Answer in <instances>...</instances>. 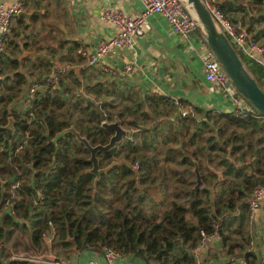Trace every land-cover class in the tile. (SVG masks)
Returning a JSON list of instances; mask_svg holds the SVG:
<instances>
[{
    "label": "trees",
    "instance_id": "obj_1",
    "mask_svg": "<svg viewBox=\"0 0 264 264\" xmlns=\"http://www.w3.org/2000/svg\"><path fill=\"white\" fill-rule=\"evenodd\" d=\"M217 1L230 16L231 2L239 0ZM38 17L33 13L29 22ZM17 19L28 22L25 15ZM29 46L11 35L0 51V264H52L14 258L9 240L14 230L27 231L38 255L47 259L45 239L53 227L68 259L111 247L142 264H195L201 229L212 231L216 222L230 262L264 264V247L255 249L243 230L253 189L264 184V115L241 117L234 110L168 99L167 105H192V111L179 112L177 123L166 129L154 117L158 100L134 86L123 91L114 80L94 82L74 68L47 83L46 75L56 71L53 62L20 58L25 50L41 51ZM239 54L264 87V65ZM34 83L44 88L27 101ZM114 120L132 134L98 151L102 167L116 162L97 179L90 171L91 150L73 132H61L75 126L92 144H106L114 131L103 121Z\"/></svg>",
    "mask_w": 264,
    "mask_h": 264
},
{
    "label": "crops",
    "instance_id": "obj_2",
    "mask_svg": "<svg viewBox=\"0 0 264 264\" xmlns=\"http://www.w3.org/2000/svg\"><path fill=\"white\" fill-rule=\"evenodd\" d=\"M1 1L11 3L14 0ZM227 1L219 0L222 4ZM25 3L24 11L30 12V15H40L41 22L34 27H41L44 33L40 41L44 47L33 40H29V47L34 44L40 47V52L46 54L53 62V69H82L86 79L94 82L111 79L116 81L123 91L129 86H134L143 96L148 95L158 100L157 112L168 123L176 124V115L179 113L177 105L174 104V108L164 105L168 99H183L205 110L233 109L234 103L230 96L206 77L202 55L208 43L202 28L196 29L186 39L172 31L163 14L153 13L149 17L151 30L137 38L132 47L123 48L118 55L102 59L91 66L88 65L87 56L79 53L77 49L83 47L93 53L98 39L109 38L115 34V24L102 17L104 10L114 7L126 12L139 11L143 8L141 0H25ZM231 4L233 6L229 13L234 23L246 29L260 42H264V5L255 4L252 0H239ZM30 15H25L28 21L25 25L32 28ZM260 58V63L264 65V55ZM127 63L133 65L131 72L125 71ZM102 64H107L111 70L104 72L101 69ZM43 76L44 74L40 77ZM189 107L192 110V105ZM165 108L168 112L164 115ZM169 108L172 109L171 113ZM261 213L264 214V209ZM255 237L254 241H257L260 235L256 234ZM101 253L103 252L80 251L72 255L70 263L83 264L91 257L100 258ZM203 254L208 264H236L240 261L237 259L230 262V254L223 248L220 240H214L204 246ZM132 262L138 260L130 256L118 260V264Z\"/></svg>",
    "mask_w": 264,
    "mask_h": 264
},
{
    "label": "built area",
    "instance_id": "obj_3",
    "mask_svg": "<svg viewBox=\"0 0 264 264\" xmlns=\"http://www.w3.org/2000/svg\"><path fill=\"white\" fill-rule=\"evenodd\" d=\"M143 8L135 12H126L124 10L109 7L106 8L102 17L112 21L116 26V32L109 38H100L96 42L93 53L88 52L85 48L79 47L77 51L87 56L88 65H95L102 59L116 56L123 48L132 47L136 39L147 34L152 27L149 17L156 12L163 14L172 29L183 38L188 39L196 29L202 28L204 37L206 36L202 23L194 10L187 3V0H141ZM207 7L210 9L217 28L223 31L237 51L247 59L261 62V55H264V42L255 39L251 33L246 29L239 27L234 23L230 16L220 7L217 0H204ZM26 10V4L23 0H14L11 3L0 0V51L7 45L13 30V21L19 15V12ZM204 67L206 70V77L214 84L221 87L232 99L234 107L232 110L236 115L241 117L252 115L260 118L261 115L249 106L244 97L232 86L231 78L224 70L221 62L218 60L211 47L207 46L202 55ZM101 69L104 72H109L111 68L107 64H102ZM56 71L46 75L47 83H55L58 73H65L68 67H59ZM133 65L131 63L125 64V71L131 72ZM3 77L0 66V78ZM44 85L41 83H34L29 87L26 99L31 101L38 90H43ZM23 106V105H21ZM187 111L184 110L183 114ZM20 148V147H19ZM138 167V163L136 164ZM251 213L256 212L257 209L264 206V184H258L253 189L251 197L248 201ZM222 239L219 223H214L212 231L201 229V236L198 244L193 248L195 256V264H208L206 256L203 254L204 246L208 245L214 240ZM251 243L254 239L251 238ZM100 258H89L83 264H118V260L123 258L119 251L114 248L107 247L102 251ZM19 259H36L29 256H17ZM40 261L50 262L52 264H62L51 259L37 258ZM51 260V261H50ZM126 264H142L139 262H132ZM243 264V263H236ZM246 264V263H245Z\"/></svg>",
    "mask_w": 264,
    "mask_h": 264
},
{
    "label": "water",
    "instance_id": "obj_4",
    "mask_svg": "<svg viewBox=\"0 0 264 264\" xmlns=\"http://www.w3.org/2000/svg\"><path fill=\"white\" fill-rule=\"evenodd\" d=\"M187 3L194 10L200 22L202 23L206 34V41L214 51L218 60L221 62L224 70L231 78L230 84L234 86L235 89L244 97V99L254 111L260 115H264V87L262 86L261 82L250 73L244 63V60L228 36L217 28L213 15L204 0H187ZM19 14H25L29 16L30 12L21 11ZM26 55L43 56L45 58H49L46 54L37 50H25L23 54L20 55V58H23ZM10 120L11 123L9 125L12 126L14 118L10 117ZM103 122L104 126L114 131V134L106 144H92L86 136L82 135L76 129L75 126L68 127L61 132H73L77 138L91 150L90 159L92 160L93 165L90 168V171L97 174V179L102 173L110 170L116 162H112L109 165L102 167L99 163L98 151H108L118 142L122 141L124 137L132 134V130L125 128L119 120ZM250 164L253 166V161H250ZM196 172V186L199 187L202 184V178L198 169V165L196 166ZM219 176L222 178V172L220 171Z\"/></svg>",
    "mask_w": 264,
    "mask_h": 264
},
{
    "label": "rangeland",
    "instance_id": "obj_5",
    "mask_svg": "<svg viewBox=\"0 0 264 264\" xmlns=\"http://www.w3.org/2000/svg\"><path fill=\"white\" fill-rule=\"evenodd\" d=\"M25 3V2H24ZM26 4V3H25ZM41 22V18L40 15L38 17V20H31L30 25H32L33 27L30 28L29 25H25L24 22H20V20L17 19V17L14 19L13 21V26L15 27V30H12V38H16L17 41L20 42V45H23L25 42H29V40H33L36 41V43L38 42L40 45L43 46V44L40 42L44 33H43V29L41 27H34L36 26V24H40ZM35 46V44H34ZM33 46V47H34ZM45 46V45H44ZM43 46V47H44ZM21 47L18 48H14L15 49V53L18 54L20 53V49ZM46 72V71H45ZM44 72V73H45ZM42 78V77H40ZM177 107L179 108V112L183 113L184 110L187 111V113H190L192 110H190L189 106H184L182 105V103H176ZM167 105V104H164ZM167 106H172V105H167ZM173 108V107H171ZM176 110V109H173ZM172 109H170L169 113H171ZM167 109H164V115L167 114ZM157 121V123L159 125H161L163 128H169V125L167 124L168 121L166 119H164V117H161L158 112L155 113L154 116ZM163 122H165V124L163 125ZM221 124V121H219V125ZM126 128V127H125ZM207 128V127H206ZM205 133L208 132V128L207 130L204 131ZM207 134V133H206ZM137 162L135 163L136 166ZM202 185V184H201ZM264 209L261 208L260 210L254 212L253 214L251 213V216L248 217L245 221H244V225H243V230L245 233H249L250 236V240L251 238L256 239L255 235L259 234L260 237L257 238L258 240L255 241V249L261 250L262 248V241L264 242V214L261 213V210ZM235 226H239L238 221L235 222ZM54 229H52L51 231L49 230V232L46 234V241L48 244V253L46 258L47 259H53V261H58L59 263L62 264H71V258L68 259L66 256H64L65 253H63L62 251V247L61 245L58 243L57 241V229L55 227H53ZM228 232V231H227ZM238 234V232H236ZM241 233V232H240ZM239 233V234H240ZM236 235L238 236V238H240V235ZM262 236V237H261ZM248 242V239H246ZM9 244L11 245V249H12V255H17V256H29V257H35L37 258H42V255H38L37 251L34 249L33 245H31V240H30V235L29 232H23V231H17L14 230V236L9 240ZM250 244V242H249ZM247 248H251L250 245H248L247 243ZM235 251H241V247L237 246L235 247ZM46 259V260H47ZM51 261V260H50ZM240 263L245 264V260L244 259H240V261H238ZM149 264H158L157 260H152Z\"/></svg>",
    "mask_w": 264,
    "mask_h": 264
}]
</instances>
